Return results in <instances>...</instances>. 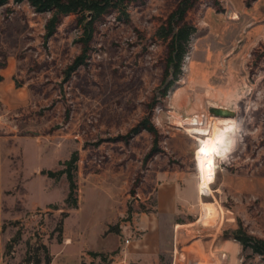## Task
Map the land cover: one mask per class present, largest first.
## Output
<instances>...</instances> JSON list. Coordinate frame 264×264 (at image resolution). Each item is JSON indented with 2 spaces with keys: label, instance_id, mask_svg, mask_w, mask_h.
<instances>
[{
  "label": "rangeland",
  "instance_id": "1",
  "mask_svg": "<svg viewBox=\"0 0 264 264\" xmlns=\"http://www.w3.org/2000/svg\"><path fill=\"white\" fill-rule=\"evenodd\" d=\"M179 1L133 0L98 21L84 49L88 32L76 15L62 16L50 35L49 13L13 0L0 7V137L19 148L28 142L7 178L18 173L25 181L26 208L41 206L8 224L19 239L8 251L15 264L34 262L38 246L62 243L65 221L67 234L77 240L84 231L92 247L103 228L99 240L114 243L101 262L111 264L133 221L154 211L159 184L176 177L186 201L160 220L168 249L159 264H263L235 233L264 239V0H199L187 14L195 33L172 81L158 32ZM208 93L235 117L209 116ZM196 117L198 129L183 128ZM205 118L216 127L210 195L199 191L212 133ZM147 119L156 135L141 129ZM71 158L75 208L64 204L66 175H57ZM204 206L213 210L203 215ZM216 208L224 218L213 239L229 247L212 261L200 226L215 227ZM75 248L64 254L70 264ZM36 255L43 258V250Z\"/></svg>",
  "mask_w": 264,
  "mask_h": 264
},
{
  "label": "crops",
  "instance_id": "2",
  "mask_svg": "<svg viewBox=\"0 0 264 264\" xmlns=\"http://www.w3.org/2000/svg\"><path fill=\"white\" fill-rule=\"evenodd\" d=\"M216 140V138H215ZM28 143V142H27ZM19 148V144L14 140V138L0 137V264H15L16 259H8V245L10 240L14 236L13 227L9 226V222L19 220L24 214L32 212L37 208L41 207L36 204L32 208H26L24 206L23 197L27 195L25 181L22 177H15L18 173L12 176V180L8 181L7 171L8 168L13 166L16 167V162H19L23 156V148ZM36 147L39 145L35 142ZM215 150V148H213ZM213 150V154H214ZM18 157V158H17ZM11 159V161H9ZM15 159L14 161H12ZM40 168L35 169L33 176H37ZM39 178V177H38ZM176 178H169L162 181L155 194V207L154 211L149 215L139 216L137 220L133 221V229L131 231L132 235H129L128 243L121 245V250L118 254L114 256H109L111 258V264H159L160 257L167 251L168 247L163 243L165 238L166 230L163 228L160 222L161 218L172 216L177 210V205H184L186 201L184 190H181L179 181ZM22 187L24 194L18 193L17 187ZM200 191V190H199ZM201 193V192H200ZM22 203V208L19 210L16 206L18 203ZM53 205V204H49ZM44 205L42 207H45ZM213 210L212 206H204L202 214H207L209 211ZM218 208H216L217 213ZM214 213V212H213ZM68 220V219H67ZM198 220V219H197ZM200 221L196 224L198 225ZM65 224L63 226V241L62 243L50 244L47 246L49 251L50 263L49 264H70V261L64 257V254L68 250L73 248L74 242L77 243V248L73 252V260L75 264H103L102 257L104 253L110 252L114 242H106L104 239L102 241L101 234L103 228L99 227L96 232V239L100 242L97 247H92L87 242V233L80 230L77 234L78 239L75 240L67 232H65ZM179 227V225H176ZM205 228L207 232L206 237L202 238V244L204 245L205 252L210 257L216 252L217 255H228L226 248L229 244L225 241H218L213 239L214 230L216 227H201ZM169 229V228H168ZM214 229V230H213ZM174 230V227L172 231ZM168 231V230H167ZM170 233L171 230H169ZM169 231L167 233H169ZM212 232V233H210ZM81 242L78 244V242ZM56 245L58 250L53 254L52 247ZM94 254V255H93ZM211 254V255H210ZM212 261L214 259H211ZM172 264V258L170 259ZM174 263V261H173ZM31 264V263H26ZM40 264H44L41 262ZM176 264V260H175ZM213 264V263H208Z\"/></svg>",
  "mask_w": 264,
  "mask_h": 264
},
{
  "label": "trees",
  "instance_id": "3",
  "mask_svg": "<svg viewBox=\"0 0 264 264\" xmlns=\"http://www.w3.org/2000/svg\"><path fill=\"white\" fill-rule=\"evenodd\" d=\"M9 0H0V7L8 3ZM15 2L27 3L37 13H49L50 18L46 24L47 33L52 35L60 23L62 16L76 15L78 20L84 23V34L88 37L82 43V48H86L92 36L94 25L104 16L112 14L114 11H123L133 0H13ZM199 0H180L167 20L159 29V37L166 43L165 74L172 76V81L177 80V75L181 72V64L187 52L192 35L195 29L187 23L188 12L197 4ZM118 9V10H117ZM141 126L152 135L157 132L147 119ZM74 158L64 164L65 169L58 172V176L66 175L68 182V194L64 200L67 208H75L76 202L71 201V197L76 188L72 179L71 169ZM53 178L52 173H47ZM235 239L240 243L243 250H249L253 255L259 256L264 264V239L256 238L246 234L239 228L235 233ZM18 234L14 236L8 245L9 249L18 242ZM43 250V258L38 257V250ZM34 262L26 260V263L44 264L50 263V256L46 246H38L34 250ZM94 255V254H93Z\"/></svg>",
  "mask_w": 264,
  "mask_h": 264
},
{
  "label": "bare ground",
  "instance_id": "4",
  "mask_svg": "<svg viewBox=\"0 0 264 264\" xmlns=\"http://www.w3.org/2000/svg\"><path fill=\"white\" fill-rule=\"evenodd\" d=\"M204 79V78H203ZM205 80V79H204ZM215 94V93H214ZM181 95V92L180 90H177L175 92V95H174V100L179 96ZM216 99V96L215 95H212V94H209L208 93V100H210L209 102L206 103V108L209 106V105H213V106H219L217 105L214 101ZM177 100V99H176ZM199 105V104H198ZM226 108V107H225ZM210 116V115H209ZM212 118H215V117H212ZM215 119H221V118H215ZM227 119V118H226ZM203 122L207 123H211L212 124V128H211V134L209 135L208 139L204 142V145H203V149H202V153H201V159H200V165H201V176H200V181H199V190L201 192V194H207V195H210L211 194V180H212V170L210 169L212 166V160H211V153L213 151V147H214V144H215V138H214V135H215V130H216V127L214 125V122L212 120H209V118H205L203 120ZM198 118L196 117L194 119V121H191L189 123H187L186 125L183 126V128H190V129H198L199 126H198ZM189 135H199V134H194V133H191ZM211 166V167H210ZM227 217V216H226ZM222 218H224V213L223 211L221 210V208H219L217 210V221L214 222V226L216 228H218L222 222ZM216 253V252H215ZM211 255V254H210ZM217 258V255H211L210 256V259H216Z\"/></svg>",
  "mask_w": 264,
  "mask_h": 264
},
{
  "label": "water",
  "instance_id": "5",
  "mask_svg": "<svg viewBox=\"0 0 264 264\" xmlns=\"http://www.w3.org/2000/svg\"><path fill=\"white\" fill-rule=\"evenodd\" d=\"M186 59H188V56L186 57ZM177 85H179V83H176L174 87H176ZM207 111L210 116L215 117V118H234L235 117V112L225 107L209 105L207 107Z\"/></svg>",
  "mask_w": 264,
  "mask_h": 264
},
{
  "label": "built area",
  "instance_id": "6",
  "mask_svg": "<svg viewBox=\"0 0 264 264\" xmlns=\"http://www.w3.org/2000/svg\"><path fill=\"white\" fill-rule=\"evenodd\" d=\"M124 243L127 244L128 243V240H125Z\"/></svg>",
  "mask_w": 264,
  "mask_h": 264
}]
</instances>
